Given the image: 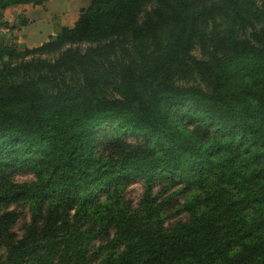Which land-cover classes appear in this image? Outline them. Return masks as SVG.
<instances>
[{"label":"trees","instance_id":"16d2710c","mask_svg":"<svg viewBox=\"0 0 264 264\" xmlns=\"http://www.w3.org/2000/svg\"><path fill=\"white\" fill-rule=\"evenodd\" d=\"M53 27L36 47L0 43V264H264V0H91ZM105 126L142 143L99 153ZM161 181L186 194L171 229ZM13 205L31 211L21 236Z\"/></svg>","mask_w":264,"mask_h":264},{"label":"rangeland","instance_id":"374dc122","mask_svg":"<svg viewBox=\"0 0 264 264\" xmlns=\"http://www.w3.org/2000/svg\"><path fill=\"white\" fill-rule=\"evenodd\" d=\"M90 2L91 0H44L41 4H35V5L46 7V4H48L49 6L44 8V10L47 11L49 10V8L59 10L60 13L54 14L51 18L52 31H53L52 35H54L55 32L53 25H54L55 17L58 18L62 24L65 21L66 23L71 25L79 17L81 11L90 5ZM23 4H28V3H23ZM1 17H2V10H0V25L3 26L4 21H1ZM8 29L9 30L7 31H2L0 29V43L2 44V47L4 49L10 46L13 43L12 41L18 40V36H15L13 32H11L13 29L11 28ZM37 36L38 37L34 38V41L40 42L41 33L40 35ZM21 42H25V41L23 40ZM27 48H31V47L26 43V47L20 49L25 50ZM195 54L198 57H203L204 54H206V57H209L208 50L201 46H198V48L195 50ZM30 57L31 56L29 55L26 57V59H29ZM186 118L189 121L194 120L192 117H186ZM102 134L104 135L103 140L99 148L97 149L99 153L101 152L108 153V149L111 145V142L114 141L115 139H119L129 144L142 143V141L139 140L136 134L123 130H118L117 128L112 126H105L102 130ZM8 174L16 182L31 181L35 179V175L33 171L28 169L12 170L9 171ZM180 189H181L180 185L172 184L167 181L158 182L153 189L154 196H156L158 202H161L164 206V211H163L164 222L168 229H171L177 223L184 222L190 218L189 213L183 209V202L186 197V194L182 193ZM143 194H144V180L141 178L129 179L124 184V187H122V189L120 190L122 203L132 210H137L139 208ZM101 200H105V196H103ZM11 209L15 210L19 214L18 221L14 225L13 231L17 235L21 236L24 234L26 230V226L31 221V211L28 206H24V205H13ZM109 233H110L109 235L112 236V234L114 233V229L111 228ZM108 238H109L108 235H101L100 237H98V239H96L92 243L90 250V259H93L94 261H98L101 259L103 253L101 247H103L106 244ZM5 253H6L5 248H2L0 250V259L5 255Z\"/></svg>","mask_w":264,"mask_h":264},{"label":"crops","instance_id":"0c3cea01","mask_svg":"<svg viewBox=\"0 0 264 264\" xmlns=\"http://www.w3.org/2000/svg\"><path fill=\"white\" fill-rule=\"evenodd\" d=\"M48 6L46 4V7ZM46 7L31 3L11 6L3 11L1 21L14 27L11 32L18 36V43L24 40L31 48L36 47L47 41L50 35L53 34L51 18L54 14L60 13L59 10L51 8L46 11L44 10ZM77 19L71 24L72 26ZM63 24L71 26L65 21ZM0 29L6 31L5 26H0ZM40 33V42H35L34 38L38 37L37 35H40Z\"/></svg>","mask_w":264,"mask_h":264},{"label":"water","instance_id":"95a60500","mask_svg":"<svg viewBox=\"0 0 264 264\" xmlns=\"http://www.w3.org/2000/svg\"><path fill=\"white\" fill-rule=\"evenodd\" d=\"M53 39L56 40L57 39V36L56 35H53ZM20 48H25L26 47V43L25 42H21L19 44Z\"/></svg>","mask_w":264,"mask_h":264},{"label":"built area","instance_id":"2783aa9c","mask_svg":"<svg viewBox=\"0 0 264 264\" xmlns=\"http://www.w3.org/2000/svg\"><path fill=\"white\" fill-rule=\"evenodd\" d=\"M5 29H6V31L9 30L8 28H5Z\"/></svg>","mask_w":264,"mask_h":264}]
</instances>
